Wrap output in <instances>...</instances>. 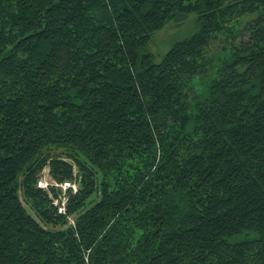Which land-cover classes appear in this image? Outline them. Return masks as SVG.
Returning <instances> with one entry per match:
<instances>
[{
	"label": "trees",
	"instance_id": "1",
	"mask_svg": "<svg viewBox=\"0 0 264 264\" xmlns=\"http://www.w3.org/2000/svg\"><path fill=\"white\" fill-rule=\"evenodd\" d=\"M0 264H264V0H0Z\"/></svg>",
	"mask_w": 264,
	"mask_h": 264
},
{
	"label": "rangeland",
	"instance_id": "2",
	"mask_svg": "<svg viewBox=\"0 0 264 264\" xmlns=\"http://www.w3.org/2000/svg\"><path fill=\"white\" fill-rule=\"evenodd\" d=\"M195 23H196V14L195 13H188L184 15L182 18L172 20L168 22L162 29L156 31L152 36L150 42L148 43V50L153 52L154 54L159 53L157 55V59L160 58L161 54H163L172 43L176 40L189 35L195 30ZM226 52L223 51L221 44L214 46L210 57L209 62H216L217 59L221 58L225 55ZM211 71L210 69L206 72ZM202 74L195 76L189 83L188 91H189V99L194 96L197 92L200 91L202 87ZM43 174V181L46 184L52 182L47 168H45L42 172ZM72 184H75L77 187V183L72 181ZM71 186V185H70ZM61 190L64 192L65 188L60 187Z\"/></svg>",
	"mask_w": 264,
	"mask_h": 264
},
{
	"label": "built area",
	"instance_id": "3",
	"mask_svg": "<svg viewBox=\"0 0 264 264\" xmlns=\"http://www.w3.org/2000/svg\"><path fill=\"white\" fill-rule=\"evenodd\" d=\"M38 184L40 186H46V183H44V181L42 179H39ZM66 185H70L69 182H65L62 186L65 187ZM74 188L75 186L72 185ZM54 203L57 204L58 203V199H54ZM58 211L59 212H65V207H64V201H61V204L58 206ZM69 222L73 223V219L69 218Z\"/></svg>",
	"mask_w": 264,
	"mask_h": 264
}]
</instances>
